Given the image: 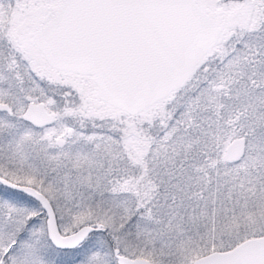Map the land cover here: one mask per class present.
I'll return each mask as SVG.
<instances>
[{"label": "snow or ice", "instance_id": "snow-or-ice-1", "mask_svg": "<svg viewBox=\"0 0 264 264\" xmlns=\"http://www.w3.org/2000/svg\"><path fill=\"white\" fill-rule=\"evenodd\" d=\"M0 264H264V0H0Z\"/></svg>", "mask_w": 264, "mask_h": 264}]
</instances>
